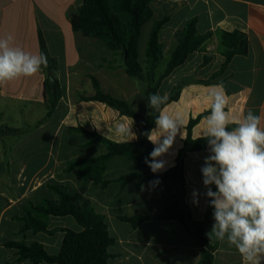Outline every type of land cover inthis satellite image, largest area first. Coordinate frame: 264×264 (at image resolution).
Returning <instances> with one entry per match:
<instances>
[{"label": "crops", "instance_id": "0c3cea01", "mask_svg": "<svg viewBox=\"0 0 264 264\" xmlns=\"http://www.w3.org/2000/svg\"><path fill=\"white\" fill-rule=\"evenodd\" d=\"M82 3V0H0V38L10 34L14 46L32 54L42 52V38L50 58L55 60V77L62 92L53 115L48 118L45 94L48 67L32 77H21L0 86V128L18 131L0 136V264H33L19 260L18 250L7 246L11 242H24L28 246L39 243L50 255H58L66 235L63 230L83 229L72 216H52L49 229L58 230L54 234L22 232V218L29 203L56 199L49 185L68 187L89 199L105 215L109 234L115 240L109 249L112 257L108 264H199L201 248L180 222L148 220L134 228L120 220L123 216L157 215L171 206L175 192L173 178L151 188L148 181L143 185L145 190L137 191L136 181L123 187L116 181L120 176L143 170L141 164L125 157H115L109 162L104 178L112 182L106 188L85 181L78 169L67 170L72 162L107 152L105 144L93 141L91 133L116 143L137 142L144 136L142 125L133 118L106 103L82 99L96 95L93 78L105 94L124 100L144 116L151 113L147 86L127 74L122 55L110 50L102 40L73 29L71 16ZM152 8L156 20L169 17L160 35L166 65L177 47V33L190 19L198 18L200 34L213 33L200 50L163 79L158 89L161 95L169 96L183 82L208 80L220 70L225 61L222 32L242 31L249 40V54L235 56L214 84L186 85L179 99L161 111L181 112L187 137L190 120L210 110L207 94L214 86L222 85L227 100L225 111L230 117L242 118L252 109L264 126V0H154ZM150 22L153 28L154 21ZM146 48L142 54L139 44L141 63L146 60ZM205 56L211 57V61L202 66ZM157 70L155 81L165 69L160 73ZM205 117L193 128L194 138L202 136ZM121 124L132 125L137 138L131 140L130 136L118 134ZM80 128L89 133L76 131ZM184 140L177 135L170 154L164 157L169 167L157 174L175 166ZM207 155L208 151L190 153L185 166L187 203L197 221L205 219L209 208L202 195L205 188L200 172ZM193 190L201 193L199 205L192 203ZM213 223L205 232L207 240L218 247L213 264H243L235 247L208 238L206 233Z\"/></svg>", "mask_w": 264, "mask_h": 264}, {"label": "trees", "instance_id": "16d2710c", "mask_svg": "<svg viewBox=\"0 0 264 264\" xmlns=\"http://www.w3.org/2000/svg\"><path fill=\"white\" fill-rule=\"evenodd\" d=\"M82 6L73 12L71 16L72 27L76 32L86 37L100 39L110 50L119 52L125 63V69L130 77L138 78L147 86V92L158 93L163 79L168 77L176 68L182 66L190 55L200 50L202 46L213 36L212 32L200 34L197 29L198 18L190 19L184 28L177 33L178 44L167 63L161 77L155 81V72L159 67L163 55V44L160 35L163 26L169 21V17L161 20L155 19L152 8L154 0H82ZM153 20L154 25L150 33L146 48V60H139V44L142 30L146 23ZM222 55L225 61L219 71L208 80L194 79L175 86L166 104L177 101L183 88L188 84L212 85L221 77L228 68L232 59L237 55L249 54L248 35L242 31H224L220 34ZM41 51L48 59L49 76L45 82V94L48 99V115L50 118L61 99L62 92L58 80L55 77V60L50 58L45 41L41 38ZM211 57L205 56L202 66L207 65ZM97 93L93 97H83L86 101H99L117 109L122 115L133 118L142 125L144 133L155 127V119L159 115L156 109H150L151 113L144 116L136 112L127 102L105 94L100 89L99 82L93 78ZM210 114V110L196 119H191L187 126V139L179 150L176 164L167 172L154 174L144 163L145 157L153 150V144L145 136L140 141L129 143H116L95 133L93 141H100L107 147V152L101 156L75 161L69 164L67 170L78 169L80 176L85 181H93L106 188L112 181L106 180L104 174L109 162L115 157H125L130 161L141 164V172H133L120 176L116 181L125 187L129 182L136 181V189L148 181L166 180L173 178L175 192L171 206L157 215H136L134 217H120V220L129 222L134 228L148 220H173L180 222L191 234L201 248L199 264H213L217 245L211 244L205 237L209 225L213 223L210 207L203 221L193 218L190 206L187 203V182L185 178L186 160L190 153L208 151L207 143L203 139L193 137V128L204 117ZM234 125H229L233 127ZM76 131L89 133L80 128ZM12 128H0V136L17 133ZM56 199H44L41 203H29L25 208L22 218L24 226L22 232L33 231L35 234L44 232L54 234L58 230H50L49 223L52 216H72L83 228L81 231L70 229L63 230L66 235L61 251L58 255H50L39 243L28 246L24 242H11L7 246L16 248L19 260H29L33 264L42 262L53 264H108L112 254L110 247L115 240L110 236L105 215L99 213L92 202L84 196L71 191L63 185H49ZM215 190V187L214 189Z\"/></svg>", "mask_w": 264, "mask_h": 264}, {"label": "clouds", "instance_id": "9594fccd", "mask_svg": "<svg viewBox=\"0 0 264 264\" xmlns=\"http://www.w3.org/2000/svg\"><path fill=\"white\" fill-rule=\"evenodd\" d=\"M45 53L32 54L13 44V36L0 38V86L21 77H32L47 68ZM218 89V90H217ZM210 114L205 117L202 136L209 155L200 168L203 196L207 206L213 209L214 223L206 233L211 240L235 247L243 264H264V126L261 117L252 109L242 118H232L225 111L227 100L223 86L205 97ZM168 101L167 94L148 95V107L159 111L155 127L143 133L153 144V150L144 163L152 173H161L169 167L164 159L176 141L177 135L187 139L184 133L185 119L181 112L169 114L160 111ZM229 125H234L229 127ZM117 133L131 137L132 125L121 124ZM160 181H149L148 186H158ZM213 186L215 190H213ZM145 190L144 186H141ZM192 203L199 205L201 193L193 190Z\"/></svg>", "mask_w": 264, "mask_h": 264}, {"label": "rangeland", "instance_id": "374dc122", "mask_svg": "<svg viewBox=\"0 0 264 264\" xmlns=\"http://www.w3.org/2000/svg\"><path fill=\"white\" fill-rule=\"evenodd\" d=\"M151 29H152V22L145 25V27L143 29V33H142V37H141V43H140L142 54L144 53V50L147 47L149 37H150V33H151ZM165 67H166L165 59L164 60L162 59L160 61L157 73H160L161 71H163L165 69ZM47 134H48V132L45 133V135H47Z\"/></svg>", "mask_w": 264, "mask_h": 264}]
</instances>
